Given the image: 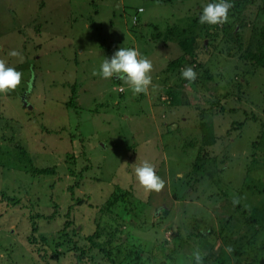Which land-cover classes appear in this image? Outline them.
<instances>
[{
  "label": "rangeland",
  "instance_id": "rangeland-1",
  "mask_svg": "<svg viewBox=\"0 0 264 264\" xmlns=\"http://www.w3.org/2000/svg\"><path fill=\"white\" fill-rule=\"evenodd\" d=\"M104 1L107 11L101 0H0V58L22 72L16 89L0 93V264H76L77 255L83 257L79 264L127 263L139 254L131 245L142 249L145 264H156L155 246L164 239L172 243L178 232H191L192 242L187 240L178 252L184 256L178 255L175 264H195L192 254L197 250L202 264H219L223 252L226 264H235L240 249L242 264H249L246 248L227 251L222 229L228 226L237 238L247 228L242 225L240 231L241 223L229 220L239 214L237 204L250 209L264 197V163L251 175L245 169L252 152L254 159L263 158V149L254 150L252 142L259 126H264V66L240 63L228 53L224 41L229 38L222 28L228 27L229 34L233 28L229 9L230 24L212 25L213 29L210 25L208 31L203 27L197 40L192 37L193 43H188L194 50L198 47L194 56L213 76H205L208 89L198 88L195 99L194 91L182 87L176 90L175 102L149 103L151 87L167 80V73L160 80L153 78L146 93L133 95L124 81L94 75V69L118 48L135 47L152 62L151 70L160 72L181 52L172 45L175 41L163 43L164 27L174 25L169 34L180 39L191 36L192 19L210 0ZM64 2L65 7L58 8ZM70 4L81 5L75 10ZM249 6L246 25L239 32L243 41L253 35L259 38L264 26V13ZM83 11L87 20L96 19L86 26L92 33L99 32L97 22L106 31L101 35L107 38V54L93 47L80 51L78 42L75 46L60 33L61 15L80 12L82 17ZM212 31L216 35L211 36ZM144 36L147 39L142 40ZM12 48L23 54V63L7 55ZM199 64L187 63L182 70ZM233 75L241 80L240 90L226 87ZM179 77L177 84L170 80L176 84L173 88L181 86ZM29 81L32 89L26 92ZM201 116L205 128L199 125ZM210 137L216 141L208 156L215 161L199 155L200 145L204 150ZM65 157H73V165ZM144 160L153 163L165 181L158 192L146 191L135 177L136 166ZM39 167L55 170L36 176L34 168ZM118 196L115 205L107 206ZM111 216L115 222L121 216L129 219L121 235L127 241L119 248L109 244L102 252L87 236L98 231L97 242L108 239L107 231L113 232L115 226ZM66 221L69 237L60 239ZM254 225V236L264 241V225ZM128 230L134 236H128ZM36 233L37 240L30 243L28 237ZM56 241L60 242L54 248Z\"/></svg>",
  "mask_w": 264,
  "mask_h": 264
},
{
  "label": "trees",
  "instance_id": "trees-1",
  "mask_svg": "<svg viewBox=\"0 0 264 264\" xmlns=\"http://www.w3.org/2000/svg\"><path fill=\"white\" fill-rule=\"evenodd\" d=\"M232 2V7L230 8L231 11V18L232 20H230V22L234 23L232 25V29L229 33H225L226 28L228 27H223V33L224 36L229 38L228 40L224 41L225 44H227L226 48H230V50H228V53L231 56H236L238 59H240V63L245 62V63H249L250 65L255 64L257 65H261L262 67L264 66V26L261 28V31L259 33L260 37L258 38L257 36L254 37L253 36H248L246 39H244V41L240 38L241 34L239 33L240 30L245 27L246 25V18L248 13L250 12V6H254V8H256L257 12H263L264 13V0H261V2H258L257 0H231ZM198 15H196L193 19H192V27L189 28V31H191V36H185L182 40H180L179 47L182 48V50L184 51L185 54H187V56H185V54H183L180 58H178L177 62H175V64L173 65V67H171V69H174L176 66L182 64V63H186L185 66H187L188 64H193L194 62H200L199 65H195L196 67L195 70H201L202 68V74L200 75H196V79L194 81H187L184 78L182 80V83H185V87L186 89H190L192 91H194V95L193 98H197V95L199 94L198 88L202 89L204 91H206L208 88L204 85H206V81L208 80L205 76L207 75V77L209 76L210 78H213V76L211 77L209 74V69L207 68L208 66H204L202 61H199L195 56L197 55L194 50L195 47H193L192 45H188V43L190 44L191 42L193 43V40H197L196 39V34H199L201 32V29L204 27V30L208 31L210 25L208 24H200L198 22ZM229 22V21H228ZM226 22V24H230V22L228 23ZM238 26V28L236 29V27ZM195 27H198V31H195ZM171 27L169 26L165 32H163L162 35V40L163 43L167 42L169 40L174 41V38L171 34H169ZM211 29H213L212 25H211ZM256 33V32H255ZM173 34V33H172ZM213 34L216 35V32L214 33L213 31L210 33L211 36H213ZM219 33L217 32V35ZM230 37H229V35ZM232 35V36H231ZM160 36V35H158ZM194 39H193V38ZM18 40V39H16ZM165 44V43H164ZM231 44H233V47L231 48ZM255 48V49H254ZM195 55V56H194ZM255 60V61H254ZM255 62V63H254ZM198 64V63H196ZM252 65V66H255ZM219 75V73H218ZM228 85L226 87L230 86V89L234 90L236 88V90H240V86H241V80L240 78H237V76H232L231 78H229L228 80ZM204 84V85H203ZM192 95V94H190ZM179 96L177 95H173L170 98V102H175L176 99H178ZM73 105H75L74 103H72ZM189 104V101L188 103ZM197 107V105H196ZM202 113L201 115L204 113V109H201ZM199 125L203 128H205L204 123H203V117L201 116L199 118ZM163 126V125H162ZM262 126V127H261ZM259 126L261 128L260 131H258L259 133L257 134V136L255 137L256 139L253 140L252 145H253V149L255 150L256 148H261L263 149L262 152V159L259 160L257 158H253L254 156V152H252L251 154H249L250 159L249 162H246L245 164V169H246V173L247 175H251L254 171V169L256 168H260V165H262L264 163L263 159H264V126L261 125ZM229 134V132L227 133ZM214 138L210 137V140H207L205 143L208 144V146L205 147L204 150H206L204 152L203 150V145H200L199 147V155H201L204 159H212L213 161H215V159H213L212 156H208V154L212 153V145L214 144ZM210 149V150H209ZM203 150V153L201 152ZM65 160L69 162L70 165H73V163L75 162V160L70 159L68 157H65ZM69 171L71 170V168H68ZM224 169V168H221ZM55 168L53 167H39V168H34V172L36 173V176L40 175V174H48L51 172H54ZM69 175V174H68ZM264 190V188H263ZM124 198L126 200V195H122L121 198ZM126 197V198H125ZM123 200V202L125 203V201ZM120 200V197L118 196L117 198H115L114 200H109V204L107 202V206H113L115 205L118 201ZM133 201L132 199H127V201ZM79 201V200H78ZM237 212L239 213L238 215H234V216H230L231 221L233 222H239L241 223L240 225V231H241V226L242 225H246V229L245 231L241 232L240 235L236 238V234L229 229L228 226L223 227V233H222V240L226 246L227 251L229 252L232 249H238V248H246V254L247 257L251 258V261L249 264H264V241L263 240H257L256 237L254 236V234L257 233L256 227H255V223H258V225H264V197L262 198V200L259 201V203H256L255 205H253L250 209L246 208L245 204H237ZM130 209V207L128 208ZM69 213V212H68ZM125 215V214H124ZM129 217L131 218L130 212H129ZM120 222H115V216H111L109 218L110 222L115 225L113 226V232L111 230L107 231V237L108 239L104 240L102 243L97 242L96 240L98 239V237L100 236L99 232H95V233H91L90 235L87 236V238L89 240L92 241L93 245H97L101 248V251L104 252V250H107L109 247V244H111V247H120L123 244H125L126 240L122 239V234L124 231V221L128 222L129 219L125 218V216H121L119 217ZM33 220V218H32ZM68 225H70L69 221H66L65 223V228L63 227L62 229L59 230V234L58 237L61 239L65 238V237H69V233L66 230V228L68 227ZM237 225V224H236ZM34 226V225H33ZM111 227V226H110ZM36 228V227H35ZM33 229V228H32ZM252 229V230H251ZM247 231H250V233L253 235H248L245 233ZM127 235L128 236H134L133 234L131 235L130 230L127 231ZM199 237L203 235L202 232H198L197 234ZM195 235V236H196ZM37 233L36 235H32L28 237V241L31 242H35L37 240ZM117 236L119 238H117ZM191 237L192 234L191 232L186 233L185 235L180 234L179 232L177 234H173L172 239L173 242L172 243H168L167 240H163L160 243H158L155 247H156V252L154 253L155 256H157V261L156 264H175V259L177 258V256L179 255L181 258L184 256L183 253H178L180 252V250L182 249V247L187 244L188 242H192L191 241ZM117 238V239H116ZM202 238H206V236L204 235ZM41 239L44 240L45 242H47V238L45 236H41ZM49 239V238H48ZM187 240H189L187 242ZM259 242L260 244H257L256 242ZM57 242V241H56ZM54 243V248L57 247V245L59 244L60 241H58L57 243ZM118 243V246H116V244ZM255 244V245H254ZM171 245V246H169ZM49 247H51L48 244ZM25 247H27L25 245ZM139 250V254L137 255H132V258L129 260V262L127 263H122L120 262V264H145L143 257L141 256V252L142 249L139 248V246H133L131 245V249L134 248ZM73 248H76L75 243L73 245ZM179 250V251H178ZM249 250V251H248ZM25 251V249H24ZM248 251V252H247ZM159 253V254H158ZM175 253H178L177 255ZM237 253V254H236ZM235 253V264H242V260H244V258L241 256V254L243 253V249H240V251H237ZM107 256L109 255V253L106 254ZM53 257V255H52ZM220 259L218 258L217 261L219 262V264H226L225 261V257H226V252H223L220 254ZM82 255H77V261L76 264L80 263V259H82ZM111 260H112V255L110 256ZM181 258H179V260H181ZM58 259V252H57V258ZM204 261H206V257L203 258ZM181 262L178 261V264H180ZM248 264V263H246Z\"/></svg>",
  "mask_w": 264,
  "mask_h": 264
},
{
  "label": "clouds",
  "instance_id": "clouds-1",
  "mask_svg": "<svg viewBox=\"0 0 264 264\" xmlns=\"http://www.w3.org/2000/svg\"><path fill=\"white\" fill-rule=\"evenodd\" d=\"M231 0H210L202 6L198 16L200 24L218 25L224 24L229 19ZM9 57H16V63H23V54L15 48L8 51ZM152 62L135 47H120L110 57L101 61L98 70L93 71L105 79H119L128 85L133 95L146 93L152 83L150 75ZM181 77L187 81L196 79V71L193 67L184 68ZM22 72L14 64L0 58V93H6L17 88L21 83ZM32 89L31 81L28 82L25 91ZM135 177L146 191H160L165 181L157 174L155 165L148 160L142 161L135 168ZM195 264H202V255L197 250L193 252Z\"/></svg>",
  "mask_w": 264,
  "mask_h": 264
},
{
  "label": "crops",
  "instance_id": "crops-1",
  "mask_svg": "<svg viewBox=\"0 0 264 264\" xmlns=\"http://www.w3.org/2000/svg\"><path fill=\"white\" fill-rule=\"evenodd\" d=\"M101 1H103L101 7H104V9L106 10L105 6H109V5L106 4L104 0H101ZM64 5H66L65 2L63 3V5L61 7L58 6V8H64L65 7ZM80 5L81 4L74 6V4H70V7H73L75 10H77V8ZM52 7H54V6H52ZM138 8H141V7H138ZM111 10H112V6H110V11ZM83 13H84V11L81 13V15H83ZM71 14H74V13H71ZM71 14H70V16L68 14H64L63 16L61 15V18H60L61 20L60 21H61V25L63 24L61 26V28H62L61 30L63 32L60 31V33L64 34V36H66V37L68 36L69 38H71L72 40H74L75 41V46L77 45V42H78V45L77 46H79V47H77V48L80 51H86L87 52L90 48L93 47L96 51H101L102 53L107 54V51H106L107 50V38H106V35H101V33H104L106 31L103 30V26L101 25V23L100 22H97L95 24L96 31L99 30V32L98 33H92L93 32L92 31V27H86V26H92L93 20H96V19L87 20L86 19L87 16H85V15H83L82 17H79L80 16V12H77V14H74V16H72ZM106 21L109 22V23H111V21L109 19H107ZM137 22L138 21H136V23ZM78 27H82V28L80 30H78ZM168 27L169 26L166 25V27H164V28L167 29ZM170 27L172 28V27H175V26L173 25V26H170ZM58 28H59V25H58ZM64 28L67 31H64ZM68 30H70V31H68ZM165 30L163 32H165ZM84 31H86L88 33L87 36H82V33ZM134 31H135V29H134ZM69 34H72V35H69ZM147 34H148L149 38H151L152 33L150 34V33L147 32ZM171 35L173 36L175 43H177V44H175V43L170 42V43H172L173 46H175V45H178L179 46L178 43L180 42V40H182L185 37L184 36L183 38L180 39V38L176 37L174 34H171ZM141 39L142 40L143 39H147V37L144 36V38H141ZM164 43L166 45H168L169 41L164 42ZM154 48H155V46H154ZM155 49H157V48H155ZM179 49L181 51L180 54H177L175 57H173L170 60V62H167L166 68L163 66L162 67V70L160 72H156V73H154L151 70L150 75H151L152 79L154 78L155 80L156 79L160 80L163 73H167L168 76H167V80H163L159 84L151 87V90H152L153 95L152 96H151V94L149 95V103H152V101L155 102L157 100L169 101L170 98H171V96H172V94L173 95H177V96L179 95L178 92H176L177 89L182 90L183 89L182 87L186 88L185 87V83H183V85L181 83V86H179L178 88H173V87H176V84H177V81H178L177 78H180L179 76H181L180 73L182 71V67H185V65H186V63H182V64L176 66L174 69H171V67H173V65L175 64V62H177L178 58H180L183 54H185L184 51L182 50V48H179ZM197 49H198V47L196 48V50ZM143 50H147V48H145ZM185 56H187V54H185ZM173 74H177L178 77L173 78L172 77ZM113 80H115V79H113ZM170 80L171 81H175L176 84L173 85L172 82H170ZM120 81H118L117 83L120 84L119 86L121 87V89H124L123 88L124 86L122 85V82H120ZM153 84L154 83H151V85H153ZM126 87H128V86H126ZM160 90H162V92H160V93L157 94V92L160 91ZM172 90H175V91H172ZM139 96L141 97V95H139Z\"/></svg>",
  "mask_w": 264,
  "mask_h": 264
}]
</instances>
